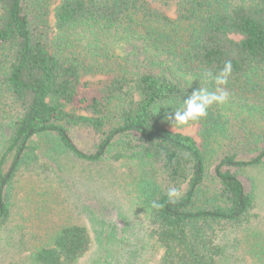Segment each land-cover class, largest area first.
<instances>
[{
	"label": "trees",
	"instance_id": "trees-1",
	"mask_svg": "<svg viewBox=\"0 0 264 264\" xmlns=\"http://www.w3.org/2000/svg\"><path fill=\"white\" fill-rule=\"evenodd\" d=\"M92 74L110 78L93 87ZM218 87L227 101L188 123L201 125V145L164 120L194 90ZM64 160L131 163L156 264H264L258 185L247 192L240 179L264 168V0H0V234L18 178L47 179ZM115 230L101 225L96 240L123 258ZM93 241L70 221L21 243L31 264H78Z\"/></svg>",
	"mask_w": 264,
	"mask_h": 264
},
{
	"label": "rangeland",
	"instance_id": "rangeland-1",
	"mask_svg": "<svg viewBox=\"0 0 264 264\" xmlns=\"http://www.w3.org/2000/svg\"><path fill=\"white\" fill-rule=\"evenodd\" d=\"M109 78L105 74H92L85 80L93 87H99ZM170 128L192 136L199 145L203 143L199 124L172 125ZM74 140L80 148L89 150L91 145L85 134L77 132ZM65 163L68 164L63 167L65 171L52 172L47 179L29 174L18 178L13 216L0 234V264H31L29 248L22 246V240L30 244L46 240L58 225L70 221L86 225L94 240L92 249L78 264H128L131 262L129 256L136 264H156L161 250L154 252V240L146 231L145 213L135 201L131 163L109 160L99 164ZM240 179L247 192L258 185L253 212L258 214L256 225L264 230V168L240 174ZM31 187L35 190L30 191ZM42 190H55L54 198L47 199L49 194L40 196L36 193ZM28 194L32 196L30 201L26 199ZM46 201L49 208L43 210L41 202ZM101 225L114 226L117 238H125L124 247L115 252L123 253V258L121 254L108 256L106 250L99 247L96 228Z\"/></svg>",
	"mask_w": 264,
	"mask_h": 264
},
{
	"label": "clouds",
	"instance_id": "clouds-1",
	"mask_svg": "<svg viewBox=\"0 0 264 264\" xmlns=\"http://www.w3.org/2000/svg\"><path fill=\"white\" fill-rule=\"evenodd\" d=\"M231 70V63H226L223 71L215 77L216 83L218 85L227 84V78L231 73ZM208 75L211 76V73H208ZM227 99L228 92L223 88L218 87L215 92H209L205 88H199L190 94V98L184 100L181 110H175V121H172L171 112L167 109H165L164 120L171 122L172 124L187 125L189 121H195L206 116L208 107L213 103L223 104ZM157 111L159 112V109H157ZM168 196L173 202H175V199L180 196V192L173 188L169 190ZM153 207L159 208L161 205L154 202Z\"/></svg>",
	"mask_w": 264,
	"mask_h": 264
}]
</instances>
